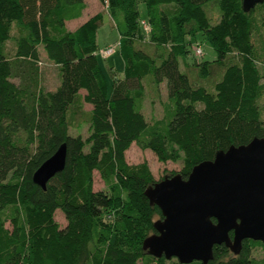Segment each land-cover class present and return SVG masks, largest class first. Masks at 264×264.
<instances>
[{"label": "trees", "instance_id": "trees-1", "mask_svg": "<svg viewBox=\"0 0 264 264\" xmlns=\"http://www.w3.org/2000/svg\"><path fill=\"white\" fill-rule=\"evenodd\" d=\"M97 1L123 62L121 77L109 69L110 92L97 59L102 12L68 30L87 0H0V264H180L142 249L162 218L144 195L157 181L126 152L135 145L159 163L180 162L186 179L219 152L264 138V42L256 40L264 3L246 13L243 0ZM199 37L217 53L197 66L201 79L220 71L212 87L180 70ZM42 53L58 71L53 90L42 82ZM161 87L162 115L148 121L144 102ZM63 145L65 167L42 190L33 175ZM94 173L103 190H94ZM258 246L244 241L238 256L216 246L209 264H264L253 257Z\"/></svg>", "mask_w": 264, "mask_h": 264}, {"label": "water", "instance_id": "water-1", "mask_svg": "<svg viewBox=\"0 0 264 264\" xmlns=\"http://www.w3.org/2000/svg\"><path fill=\"white\" fill-rule=\"evenodd\" d=\"M263 3L243 0V9L249 13ZM65 161L63 145L34 173V184L45 190ZM144 195L162 217L142 244L150 256L209 264L222 245L238 256L244 241L264 243V138L219 152L214 161L193 167L186 179L166 176Z\"/></svg>", "mask_w": 264, "mask_h": 264}, {"label": "rangeland", "instance_id": "rangeland-1", "mask_svg": "<svg viewBox=\"0 0 264 264\" xmlns=\"http://www.w3.org/2000/svg\"><path fill=\"white\" fill-rule=\"evenodd\" d=\"M87 7L82 16V19L86 17H91L98 12L103 13V20L102 24L98 29L97 32V44H98V52H97V59L103 70V73L106 76L109 92L111 89V77L109 75V69L111 68L113 71L117 72V76H122L123 71V62L120 56L119 48L115 50V52L110 55L109 57H102L101 51L113 46L119 38L117 30L114 28L112 21L110 20L107 13H105L106 9L102 4H100L97 0H87ZM138 10L140 19L144 20L146 18V7L143 2L138 4ZM214 13V11L212 12ZM213 22H218L219 17L217 15H213ZM81 20H78L73 23H68L67 29H75L76 26L80 25ZM15 34V31L12 33ZM256 40L258 44H262L264 42V37L261 34H257ZM197 42L202 45L203 56L201 55H192L191 51H194L193 47H190V53L186 59V61L180 60V70L183 73H187L190 77L194 78V81L199 83L200 85H204L207 87H212L213 84L218 80L220 71L218 69H214L213 75L210 79H201L199 77V68L197 66H201L204 62H213L217 58V53L211 47V45L202 39V37L197 38ZM6 49L11 52L12 51V44L8 43ZM40 70L42 72V82L46 89L53 90L58 81V71L55 66L49 64L45 59L43 53L41 54V67ZM166 99V93L164 87L160 89V96L158 99L154 100L150 97L147 98L144 102V109L143 113L145 118L150 121L152 119L160 118L162 115V106L161 103L164 102ZM153 100V102H152ZM264 106V102H263ZM74 135L76 134L75 131H71ZM82 137L87 136V127L83 126L80 132ZM126 162L129 165H135L140 163H146L150 172L152 173L154 179L159 181L164 176H167L172 173H179L181 169V163H159L153 153L150 151H142L135 145H132L130 149L125 154ZM93 188L95 191L103 190L104 185L101 182L97 173L93 175ZM55 221L60 225L61 228L65 227L66 222L63 215L60 212L55 213ZM253 257L258 261H264V247L258 246L253 249Z\"/></svg>", "mask_w": 264, "mask_h": 264}, {"label": "built area", "instance_id": "built-area-1", "mask_svg": "<svg viewBox=\"0 0 264 264\" xmlns=\"http://www.w3.org/2000/svg\"><path fill=\"white\" fill-rule=\"evenodd\" d=\"M143 25H144V28L147 29V27L145 26L144 23H143ZM117 48H119V44L118 43L114 44L111 47H108V48L102 50L101 51V56L104 57V58L109 57L110 55H112L115 52V50ZM194 51H195V55L203 56V50H202V46L201 45L194 46Z\"/></svg>", "mask_w": 264, "mask_h": 264}, {"label": "crops", "instance_id": "crops-1", "mask_svg": "<svg viewBox=\"0 0 264 264\" xmlns=\"http://www.w3.org/2000/svg\"><path fill=\"white\" fill-rule=\"evenodd\" d=\"M85 20H86V19H82L81 22H80V24H82ZM72 23H73V22H72ZM78 26H79V25H78ZM78 26H76V27H78ZM76 27H75V28H76Z\"/></svg>", "mask_w": 264, "mask_h": 264}]
</instances>
